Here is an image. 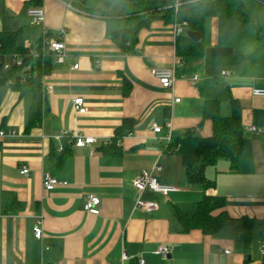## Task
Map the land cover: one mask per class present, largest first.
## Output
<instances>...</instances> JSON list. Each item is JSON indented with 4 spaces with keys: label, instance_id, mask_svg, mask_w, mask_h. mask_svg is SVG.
<instances>
[{
    "label": "crops",
    "instance_id": "crops-1",
    "mask_svg": "<svg viewBox=\"0 0 264 264\" xmlns=\"http://www.w3.org/2000/svg\"><path fill=\"white\" fill-rule=\"evenodd\" d=\"M70 1L73 9L66 6ZM114 1L0 0V32L15 33L18 46L45 60L37 71L43 99L33 126L35 89L21 91L12 80L0 81V264H264V98L252 95L264 90V0H243L253 30L224 15L208 18L204 56L183 60L170 89L153 72L175 63L173 23L154 20L122 52L111 37L115 26L96 12ZM32 7L44 9L43 25H31ZM61 29L65 59L56 63L46 43ZM221 72L233 77L221 80ZM196 74L201 82L194 86L189 80ZM78 97L85 114L74 109ZM207 101H218L223 116L232 114V102L240 106L245 149L236 171L225 158L205 170L214 186L204 191L187 180L197 143L184 137L212 135L211 122L203 120ZM125 121L134 122L133 134L104 153ZM152 124L164 132L155 134ZM78 136L96 143L77 148ZM156 165L162 167L154 172L158 182L179 192L167 198L146 192L142 199L158 210H136L132 183ZM23 168L28 174H21ZM45 174L61 185L45 191ZM205 195L225 199L228 223L211 236L183 231L179 215L191 217ZM88 196L101 200L96 213L84 210ZM38 221L41 241L33 231ZM160 246L170 247L167 258L156 254Z\"/></svg>",
    "mask_w": 264,
    "mask_h": 264
},
{
    "label": "trees",
    "instance_id": "trees-1",
    "mask_svg": "<svg viewBox=\"0 0 264 264\" xmlns=\"http://www.w3.org/2000/svg\"><path fill=\"white\" fill-rule=\"evenodd\" d=\"M40 3V0H31ZM174 0H116L105 7L97 9L106 19L115 26L111 37L122 52H128L130 45L137 41L139 31L148 27L156 19L167 22H187V31L199 33L202 39L194 42L185 35L176 40V53L182 60L201 59L205 53L204 36L206 21L216 15H224L230 20L243 21L252 30L256 24L246 11L243 0H201L195 4L182 7L178 15L168 10ZM121 6H125L121 8ZM0 55H18L23 58L25 65L31 67L29 77H25L21 69L15 68L2 74L0 81L12 80L13 87L24 91L34 88V101L31 109V125L40 120L43 93L38 82V68L45 63L39 58L32 57L26 49L17 45L15 33L0 32ZM37 75V76H36ZM203 120L212 124V135L208 138L192 136L187 133L185 138H194L197 143L195 159L187 170V180L191 185L199 184L204 191L213 188V182L205 176V170L215 165L219 159L230 161L231 171H236L240 158L245 149L244 128L242 125V109L232 102V114L223 116L218 101H207L202 109ZM134 122L125 121L122 128L118 129L110 145L104 146V153L109 154L115 150V144L125 136L133 134ZM179 138L170 144L169 150L175 151ZM226 201L220 196H207L197 204L196 211L191 217L179 215L183 231L198 229L204 235L211 236L219 233L228 223L229 218L225 213ZM247 241V238H246Z\"/></svg>",
    "mask_w": 264,
    "mask_h": 264
},
{
    "label": "built area",
    "instance_id": "built-area-1",
    "mask_svg": "<svg viewBox=\"0 0 264 264\" xmlns=\"http://www.w3.org/2000/svg\"><path fill=\"white\" fill-rule=\"evenodd\" d=\"M81 1H87V0H81ZM73 4L74 2L70 1L69 3L66 4V6L69 9H73L74 8ZM185 5H188V2L185 0H174V2L167 7V9L173 11L175 15H178L182 7ZM27 15L33 27L43 25L46 19L45 11L41 7L29 8V10L27 11ZM187 27H188L187 22L179 23L175 21L172 25V34L174 38L177 40L180 36L185 35ZM45 33H47V31H45ZM65 34H66V30L61 29L55 34V37L51 41H48L46 43L50 51V55L54 58V61L56 63H63L65 59V52H66ZM5 58H6L5 55H0V78L2 74L8 73L15 68L21 69L23 74H25L26 78L29 77V73L31 72V67L25 65V62L22 57L18 55H11L9 60H6ZM183 65H184L183 60L177 56L175 59V63L172 67L158 68L153 72V76L162 88L170 89L175 85V83L178 80L176 74V68L182 67ZM78 68L79 65H75L73 67V70H78ZM232 77H233L232 74L228 72H221L219 79L229 80ZM189 82L194 86L198 85L201 82V77L196 74L189 80ZM9 84L12 85L13 83L9 82ZM252 95L256 98H264V90L254 89L252 91ZM179 102L180 100H176V103ZM73 106L76 112H78L79 114H85L87 112L85 101L81 97L74 99ZM167 128H170V124H167ZM152 130L155 134H162L164 132V129L158 124H152ZM248 130L253 134H256L257 136L262 134V130L256 127H250ZM0 135H3V133L0 132ZM168 138L170 140V136ZM95 143L96 140L95 138L92 137L78 136L75 139V146L77 148H85L88 146H92ZM161 171H162V167L156 165L152 171H143L136 179H134L132 185L138 195L135 202L136 210H141L145 212H155L158 210V206L156 203L142 199L143 194L146 192L157 194L165 198H167L172 193L179 192V189L176 187L162 185L158 182L157 178L154 176V172L160 173ZM28 172L29 171L27 168H23L21 174L26 175L28 174ZM59 185H61V183L55 178H53L51 175L49 174L44 175L43 188L45 191L52 192ZM100 205H101V200L98 197L88 196L86 198L84 210L89 213H96ZM41 224L42 222L38 221L37 225L33 230L34 237L39 241H41L43 238V230ZM170 251L171 249L169 246H160L156 254L162 256L163 258H167L168 255L170 254ZM261 253L264 256V244L261 248ZM122 259L124 262L128 261L129 255L124 252ZM143 263H144L143 261H140V264Z\"/></svg>",
    "mask_w": 264,
    "mask_h": 264
},
{
    "label": "water",
    "instance_id": "water-1",
    "mask_svg": "<svg viewBox=\"0 0 264 264\" xmlns=\"http://www.w3.org/2000/svg\"><path fill=\"white\" fill-rule=\"evenodd\" d=\"M186 37L193 40L194 42H199L202 39V36L199 33H195L192 31H187Z\"/></svg>",
    "mask_w": 264,
    "mask_h": 264
},
{
    "label": "rangeland",
    "instance_id": "rangeland-1",
    "mask_svg": "<svg viewBox=\"0 0 264 264\" xmlns=\"http://www.w3.org/2000/svg\"><path fill=\"white\" fill-rule=\"evenodd\" d=\"M167 8V7H166ZM156 143V142H155Z\"/></svg>",
    "mask_w": 264,
    "mask_h": 264
}]
</instances>
